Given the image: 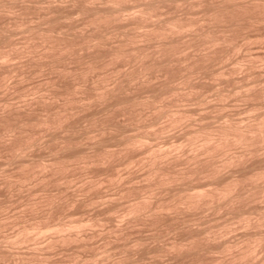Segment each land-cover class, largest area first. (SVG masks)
I'll use <instances>...</instances> for the list:
<instances>
[{
	"label": "bare ground",
	"instance_id": "1",
	"mask_svg": "<svg viewBox=\"0 0 264 264\" xmlns=\"http://www.w3.org/2000/svg\"><path fill=\"white\" fill-rule=\"evenodd\" d=\"M45 1H47V0H45ZM69 1L71 2V5H72V9L69 8V10H67V8H68V6H71V5H67V7H64L63 4H58V5H61L63 7L60 6L61 8H59V6H57L58 8H53L52 7L53 4H51L52 6H50V4L48 3L47 6H46L48 8V10H47L46 7H44L45 6L44 5L43 7H44L45 14L42 12L43 15L41 13L40 14L42 16L39 15V16L42 17L43 23L46 24L45 26H43V23L41 21L42 19H41L40 20V22H41L40 25H42L43 27L40 26V25H36V24H35L36 26L33 25L31 27V26H28L29 25L28 23H26L24 25V23H25L24 21L25 20L23 21V18H25V15H21V14H25V12L27 13L28 11H30V8H28L29 10H27L25 8V10H24L25 12H23V13H20V14H19V12L15 13V16L17 15L16 18L18 16H21V17L23 16V18L20 19V17H18L19 20L17 19V21H15L16 18H13V19H15V20L12 19L13 21L9 20L8 22L11 21L9 26H11V24H13V22H14L15 25H16L15 26L13 24L15 29L16 28H21V26H22L23 29L22 28L21 29L24 30V27H25V31H23V32L25 33L27 31V33L29 34L28 37H27V34H25L26 37L28 38L27 42L24 41V42H26V45H24L26 47L22 46L23 43H24L22 41L23 43H22L21 47H22L23 50L18 45L20 50H18L19 49L18 48L17 52H19V53H20V51L23 52L24 49L27 48V49L30 50V53H32L33 52L32 49L35 48L34 50L36 51V47L40 46L41 48L39 47V49L37 48V50L41 49L42 51H41V53L37 51L40 54H39L38 58L36 57L35 59H37V61H38L39 58H41L42 60L40 59L41 62L40 61H39L40 63L38 62V64H37L39 66V68H38V67H35L37 61L34 59L35 62H36L35 66H34L35 69L38 68V69L42 70L43 68H41V67L48 66L47 68H44V69H48L49 68L48 70H57L60 73V74L58 73L59 76L62 75L64 78L65 77L69 78V80L71 81L72 84L70 83L71 84L70 88L68 86L67 87L69 89L73 90V91H77L78 89L80 90V88H83V87H81L83 85L82 84L83 82L88 81V80L91 81L90 83L92 85L89 84V86L91 87V89H93V94L96 93L94 95H97V97H99L101 102H103V104H105V105H102V106H105V109L107 111H111L113 108H116V107H118V108L121 107L123 109L125 104H126V106H127V104L128 105L130 104L131 105L130 109H133V108H135L134 106H137L140 109H142L141 111H143L144 109H148L149 111L152 112L153 118L150 117V121L151 122H149V118H147L148 119V121H147L148 124L155 123L156 121L161 119V117L162 118L163 117L166 118L165 119V120H167L166 124L163 125L164 127H162V128H157L156 127L158 130H156V129L152 130L153 129L152 128L150 131H148V128L144 124H143V126H141V128H142V130H141L139 125H142V123L141 124H137L139 126V127L138 126L137 127L139 128L140 131H138L137 134L134 133L133 135L132 134L126 135V134H129V133H126L125 126L123 124L121 125L119 123L120 126H122V127L124 126L123 127L124 129L121 128V127L120 128L125 131V134H124V131L122 132L120 130L121 134L118 137L117 135L119 133H117V135L115 137L116 138L115 141L117 140V142L119 144L117 142L116 143L118 145H120V144L123 145V147L122 146H120V147L123 148V149L125 148L124 151H126V149H128L129 147L130 148L131 147L135 148V146L141 145V144L145 143L146 141L148 143L149 140H147V139H149L151 137H156V136L162 134L161 132L163 131V129H165L166 126H170V125L173 126V125L177 124L175 126V128H178L177 127L179 125L178 123H181V122L184 123L185 121L191 122V120L193 119L192 114H194V113H192L193 112L192 108L194 106H196V105H193V106H191L192 108H190L188 106L185 107L184 103L186 101L192 100V101L196 102V104L197 103L200 104V103L205 102L207 99H209V98H207V99L205 98V94H204L205 89L202 88V86H200L199 82H196L198 80L194 79V78H196L195 76L199 75V74H203V75L216 77V78L219 76V79H222L220 76L224 75L223 71H225V70H219V71H215V69L214 70H210L211 69L210 65L212 63L220 62L221 60H225V58L226 59L230 58L229 56H230V54H231L230 52L232 50L233 51L236 50L238 47H240V45H242V42L245 44L244 41H246V43H247V40H249L248 38H249L250 34L248 33L249 36L245 35L246 31L244 29L252 27L253 25L257 26L258 25L257 22H260L259 20H262V18L264 19V0H196V1L194 0V2H193V0L192 1L191 0H135L136 1V5H133V6H131L133 3L131 5L128 4L129 0H99V1L97 0L98 3L95 2L96 0L95 1L94 0H69ZM14 2H15V0H0V11H3V10L10 11V8L12 7V5H14V7H15V5L19 4V3L18 4H14ZM17 2L18 1L16 0V3ZM70 2H67V4L70 3ZM33 4H35V3H33ZM38 4H39V2H38ZM56 4L54 3V7H56L55 6ZM22 5L24 6L25 4L22 3ZM31 5L32 4H30V6ZM64 5L66 6V3ZM18 6H20V4ZM196 6H198L199 8L196 7ZM26 7H28V5H26ZM31 7H33V6H31ZM34 7L36 8V6H34ZM134 7H136V8H134ZM163 7H166L165 9H167V10L171 9V12L174 10V13L172 14L170 12L171 15H169V16L166 15V17L165 16L161 17V8H163ZM195 7L198 8V9H201L199 11L196 9L198 12L201 13V15H199V16L196 15L194 17V15H192V14H194V12H192V9L195 8ZM12 9H13V7L11 8V11H13ZM37 9H38V7H37ZM178 9L179 10L180 9L184 10V14H182L183 12L181 13L182 15L175 13V11L178 10ZM19 10H21V7H20V9H18V11ZM130 10H132V11L129 12ZM75 11H77L79 16L80 15L83 16V18L81 16H80L81 18L80 17L77 18L76 16H78V15L74 16V17H76V19H79V20L82 19L83 20V21H80L82 23L81 26L79 24V21L76 22L74 19H73V21H72V19H70V18H72L71 17L72 13L75 12ZM163 11H165V10H163ZM39 19H40V17H39ZM66 19L70 22V25H68L69 22H67ZM61 20L65 23V25L62 22H60ZM74 21L77 24H79V26L81 28L78 27V25L76 23H74ZM8 22L7 23L5 22V23L8 25ZM71 22H72V24H76V25H72ZM60 23H62V24H60ZM255 23H257V25ZM54 24L55 25H60V26L62 25V27L64 25L63 28H65V29L63 30L62 27L55 26ZM1 26H3V25H0V27ZM254 26L252 28H254ZM6 27H8V26H6ZM141 28H142V31L140 30ZM13 29L11 28L12 31H13ZM138 29L140 31H138ZM254 29H256V28H254ZM20 30H18V31H20ZM6 31H7V29H5V27L4 28L3 27L0 28V39L5 40V41H7L8 39H12L11 36H10L12 32H10V34H8ZM243 32H245V34ZM261 32H262V30L260 31V33ZM257 36H258L257 38H260V40H261L260 36H262V33L257 35ZM115 38L116 39L119 38L118 40H116L117 43L113 41ZM254 38H256V37H254ZM262 38H264V37L262 36ZM23 40H25V39H23ZM111 40L113 41L112 45L110 44ZM240 40H242L241 43H239ZM250 40H249L248 43H250ZM252 40H254V39H252ZM5 41H4V43H6ZM255 41L258 42L257 40H255ZM11 42H12V40H11ZM11 42L7 43V44H9V47L11 49L8 48L7 44H5V45H7L6 49L4 48V47H6L4 45V43H3L4 46L3 45L1 46V44H0V58H1L0 61L2 62V63L0 62L1 63L0 64V68H1V66L3 64H4L3 66L5 67L6 63H4V60H6L5 57H7L10 54L9 52H11V54H13L12 52L14 50H16V49L13 50V48H12V46L15 48V45H12V44H15V43H13V42L11 43ZM254 42H253V45H254ZM250 44H252V43H250ZM263 45L262 46L259 45V46L263 47ZM256 46H258V45H256ZM250 47H251V45H250ZM83 48H84L85 51H87L86 49L90 50V52L87 53V54L85 52L86 55H84V54H82V53H84L82 51V52H80V54H82L84 56H80L79 55V50H81ZM91 49H92V51H91ZM29 50H27V52H29ZM245 50L247 51V49H245ZM14 52H16V51H14ZM247 52H250V51H247ZM247 52H246V54H244V53L242 54L244 56H241L240 61H242V59H244V60H247V62H248L246 64H252L253 56H251V54H253V53L249 54ZM251 52H254V51L252 50ZM259 52H261V51H259ZM19 53H17V55ZM234 53H235V51H234ZM240 53H241V51H240ZM23 54H25V52H23ZM247 54H249V55H247ZM25 55H27V54H25ZM31 55H33V54H31ZM12 56H14V55H12ZM21 56H23V55H21ZM28 57H30V56H28ZM262 57H263V55H262ZM258 58H260V57H258ZM22 59H24V58H22ZM34 60L32 59L31 61H34ZM71 60L73 62L74 61L76 62V63L74 62L76 64V65H74V67L73 66H71V67L68 66V62L71 61ZM116 61L124 62V63H122V65L125 64V63H131L132 64V68H128V70H127V68H125L126 70L123 68V70L120 69L121 71H118V69H117L118 74L121 72L119 74V77L118 78L116 77L117 79H114L115 78L114 77L113 78L114 82H111V83H113L112 86H108V85H110V84H108L109 83L108 80L112 81V78H111L112 75L111 74L116 71V68H114L113 70H111L110 73L107 72L108 66H111V64H113ZM236 61H239V60L237 59ZM249 61L251 63H249ZM244 62L245 61H243L242 63L245 64ZM32 63L31 64L34 65V62H32ZM235 63H237V62H235ZM238 64H239V62H238ZM15 65H17V64H15ZM28 66H30V64ZM240 66H237V67L239 68ZM246 66L247 65H245V67ZM248 66H250V65H248ZM252 66H253V64H252ZM252 66H250V67H252ZM13 67L14 66L12 65L11 68L9 67V69H13ZM242 67H241V69H242ZM173 68H176L175 72H173ZM4 69H6V67ZM9 69L7 67V70H9ZM23 69H25L24 66H23ZM241 69H240V71H241ZM0 70L2 71V68ZM7 70H5V73H4V71H2L3 76L1 77V80L4 77H6V71ZM255 70H257V69H255ZM249 71H250V69H249ZM251 71H252V69H251ZM259 72H260V70H259ZM15 73L16 72H14V74ZM1 74H0V76H1ZM39 74H41V73H39ZM8 75H10V74H8ZM242 75H244V74H242ZM256 75H253V76H256ZM222 77H224V76H222ZM226 77L229 78L227 75L225 76V78ZM233 77H235V76H233ZM244 77H242V78H244ZM250 78H251V76H250ZM250 78H249V80H250ZM153 79L156 80L157 82L155 81V83H154ZM253 79H254V77H253ZM6 80H3V81H6ZM69 80H67V81H69ZM201 81H203V79ZM258 81H260V80H258ZM54 83H57V82L55 81ZM258 83H260V82H258ZM87 84H86V86H87ZM242 84L244 85V83H242ZM251 84L248 85V81H247V84H245V86L243 88L244 90L242 88H240L243 91L241 92V90H240V92L242 94L241 93L238 94L239 95L238 96L239 99H243V100L245 99L246 100V98L247 99L251 98V100H252V98H257L259 100L262 97L264 98V83L262 84L263 86L262 85L261 86H257L256 85L257 83L256 84L251 83ZM241 85H240V87H241ZM52 87L55 88L56 87L55 84L52 85ZM88 88H87V90H88ZM144 88L147 90L146 92H148V95H146V93H143L145 91ZM233 90L234 89L226 90V89H224V87L223 88L221 87L220 89L219 88L218 89L214 88V91H215L214 94L216 96L213 97L212 99L217 98L218 100L215 99L216 101L223 100L224 98H226V96L229 95V93L236 91V90H234V91ZM61 95H62V93H61ZM206 96H207V94H206ZM234 96H235V93H234ZM63 97H65V96H63ZM231 97H233V96L231 95ZM231 97H230V99H232ZM68 98H70V97H68ZM57 100L59 101L58 98H57ZM209 100H211V99H209ZM38 101H40V100H38ZM43 101L45 102V100H43ZM228 101H229V98H228ZM63 103H64V101H63ZM224 103L226 104L228 102H224ZM224 103H222V101L221 102L219 101L218 104H222L223 105ZM258 103L256 105H254L255 108L259 107L260 104H258ZM12 105L10 104L11 108H12ZM64 105L61 108H60L61 105H59V107L57 109H55L56 111L55 110L53 111L52 114L54 115L55 118L52 117L50 113H49L50 115L49 114H42V115L41 114H37V116L35 115L32 118L31 117H26L25 115H27L29 111L28 112L24 111L25 113L22 114L21 112H23V111L21 110L20 113L25 116V117H23L19 112L18 113L16 112L17 109H15V110L13 109L15 112L14 111L10 112V111H8L9 109L5 108V110L7 109L6 111L9 112V113L7 112V114L9 115V116H7V118H11L12 119L11 121H13L12 123H8V125H9L8 128L9 129H17V128L18 129H23L24 125H25V127H27L28 125H26V124L27 123L29 124L31 122V120L35 121V123H38L39 125L44 126L45 127V128L43 127L44 129H47V128H50V127L53 128L54 126L55 127L56 126H58V127L60 126L62 128L64 126L63 124H67L68 123L65 120H67L66 116L69 113L68 112L66 114L67 108H69V107H67V105L65 103H64ZM209 105H211V104H209ZM209 105H207V106H209ZM71 106H73V105H71ZM129 106H127V108ZM89 107H90V105H89ZM222 107H224V106H222ZM199 108H201V107H199ZM205 108H207V107H205ZM194 109H196V108H194ZM227 109L223 110V111H228ZM123 110H125V109H123ZM133 110L135 111L136 109H133ZM253 110H255V109H253ZM243 112H246V111H243ZM46 113H48V112H46ZM132 113H133V111H132ZM140 113L143 114V112H140ZM140 113H138V114H140ZM150 113L147 116H150ZM205 113H207V111ZM220 113H222V112H220ZM240 113H241V111H240ZM7 114H5V116ZM29 114H28V116L31 115V114L30 115ZM202 114H203V112H202ZM2 115L4 116V114H2ZM198 115L196 116V118L198 117ZM50 116L52 118H54V119H51ZM199 116H201L200 119L201 118L203 119V117L205 115L204 116L199 115ZM145 117H142V119H144ZM224 117L225 118H223L224 119L223 122H219L220 124L217 123L218 125H215V123L213 125L212 123L205 122V120L203 119L204 120L203 122H205V123L201 122V123H199V125H196V127L192 126L191 129H190V126H189L188 130H187V127L185 128L186 129L185 138L183 140L184 141L186 140L185 144L187 143V146H190L195 151L192 152L193 153L192 155H190L191 153H189L188 154V155H190L189 157L188 156L187 157L184 156L185 159L183 157L185 166H182V168L179 167V169H175L172 164H169L170 162L168 161V159H169L168 157H170L169 153H170V151H172V149L171 150H166V149H168V148H166L167 146H165V148H164L165 150L163 148H159L158 146H157L158 149H155L157 147H155V148L153 147L154 149L153 148L149 149L151 147L148 148L146 146L147 147L146 150L147 149L150 150V151L148 150L150 154L148 153V156L146 155L147 158L149 157L148 159L146 158L147 159L146 160L147 163L144 160V162L149 165V168L148 167L145 168V169L148 168L147 169L148 171L146 172L147 173L146 174L147 175V179H149V180L146 179L148 181V183H149V185H147V189H148L147 191L148 192L146 191L147 195H144L145 193L144 194L143 193H141V194L138 193V194L135 195V193H134V196L132 198H130V199L128 198V200H130V202L128 201L129 203L127 202L126 203L127 205H125V206L123 205L124 206V209H123L124 215L126 214L130 218L136 219V221H137V219H141V221H142L143 219L147 218V221L150 220V222H152V223L155 222L156 224L162 219L179 220V221H181L183 223V222H187V221L189 222V220H191V219H193L195 217H198L201 211H203V210L205 211V209H208L210 212L212 211V212H216V213H222V215L226 214L227 216L230 215L232 217V219L238 220L242 224L243 223L246 224L247 227L249 225H250L249 227L256 226L255 229H257V226H260V227L264 226V163H263L264 162V160H263L264 158H263V156L261 157L263 159L259 160V162H260L259 166L255 167V165H254V167L252 166V167L246 169V168H244L248 164V163H246V166L243 167L244 168L243 171L241 170L239 172V174H241V176H239V174L238 175H236V174L233 175V174H231V172H229L231 175L229 174V176H228V174H227L226 175L227 177L224 175L226 178L225 177L224 178L222 177L223 179L221 178V176L226 172L224 170L223 174L221 175V170L222 169H224V168H228L229 169L231 167L232 168L233 167H237L238 165L241 167V164H244L246 162L247 158L250 155H252V153H256L258 151V149H261V148L264 149V112H262V111L261 112H257V114L256 115L254 114L253 117H250V119H249V116H248V119L246 118L247 120L245 119L244 121L242 119L243 118L242 115H241V117H242L241 119H239V118L237 119V118L233 117L229 112ZM212 118H214V117H212ZM215 118H217V117H215ZM3 120L6 121L5 119H3ZM206 120L209 121V119H206ZM7 121H10V120L8 119ZM67 121H69V120H67ZM102 121H101V123H102ZM108 121H110V120H108ZM0 122H1V119H0ZM216 122H218V121H216ZM136 123H137V121H136ZM102 124L103 125L102 126L100 125V126L103 128V126H105L106 123L105 124L102 123ZM70 125H71V123H70ZM70 125H69V127H70ZM108 125L110 126V124H108ZM111 125H113V124H111ZM65 126H67V125H65ZM94 126H96V125H94ZM109 126H108V128H109ZM134 126H136V124H134ZM182 126H184V124ZM182 126L180 128H182ZM64 127L62 129L66 128V127L65 128ZM69 127H67V128L71 130V128H69ZM88 127H90V126H88ZM117 127H119V126L117 125ZM8 128L6 126V130H9ZM67 128L65 129V131L67 130ZM106 128H107V125H106ZM3 129H5V128H3ZM104 129H105V127H104ZM101 130H103V129H101ZM60 131H63V130H60ZM60 131H58V132H60ZM168 131H169V129H168ZM70 132L71 131H69V133H68V131H67V133L69 135L64 133V134H66V136H64V135H61V136L60 135H54L55 132H54V134L52 133L53 137H51V138H53V139H51V141H52V144H50L51 150L50 149L49 150L51 152H53L52 154H53L54 157L51 156L53 161L50 158L51 162L50 161L46 162V163H48L46 165L45 161H44V163L42 162L45 159L37 158V159H34V161L32 160L33 162L31 161L32 162L31 164L32 165L35 164L37 168L40 167L41 169L48 166L47 169H49V170L53 168L50 171H53L54 169H55V171H57L56 169H63L64 168V170H65V167H68V165L70 163H73V162L75 163V162H78L80 160H82L84 162H86V161L89 162L88 159H90V158H88V156H90L92 154L87 155V153L82 151L84 148H82V150H81L82 152L78 151V153H77L75 150L79 146L77 145L78 147L76 148L75 147L76 145H75L74 146L75 148H74L73 144H70L71 142L72 143L74 142V140H72L73 136L70 135ZM17 134H18V132H17ZM17 134H16V136H17ZM26 134H27V132H26ZM59 134H61V133H59ZM27 135L29 136V134H27ZM67 135L71 136V137H68ZM177 135L178 134H176L175 136L177 137ZM16 136H15V138H13L14 142L16 141L15 140ZM181 136L182 135H180L178 137H181ZM183 136H184V134H183ZM87 137H89V136H87ZM98 138H100V137H98ZM48 139L50 141V138H48ZM167 139H169V138H167ZM0 140H1V138H0ZM28 140L29 139L27 138V140L25 141L26 143H23V144L20 143V144H16V145L13 146L12 150L14 151L15 155L17 153H21V152L24 153V150L26 148H28L29 146H32L33 144H35L34 140H33V142L32 141H28ZM70 140H71V142H70ZM183 140L182 141L180 140V141L183 142V144H184ZM75 142H76V140H75ZM181 142H180V144L178 142L174 143L173 147L177 143L178 144L174 148L182 146ZM47 143H50V142H47ZM160 143H162V141ZM11 144H13V143L11 142ZM11 144H9V145H11ZM153 144L151 143V146ZM113 145H114V143H113ZM101 146L99 144V146H97V148L98 147L100 148ZM187 146L185 145V147H187ZM232 146L233 147L235 146L233 149H235L236 147L237 148L239 147L240 150H237V151H233V149L230 150ZM71 147H73V149H75L74 150L75 152H73V149ZM120 147H119V150H116V152L117 151L118 152L123 151L122 149L120 150ZM6 148H8V146ZM102 148L103 149L100 148V151L103 150V153H102L103 155L99 151V154H101L102 156L99 155V154H98V156H100V158H96V157H98L97 155L94 156L96 159H98V161L107 159L110 156V154H111V149H108L109 150L108 151V150H106V148L104 146H102ZM141 148L143 149V146ZM170 148L171 147L169 146V149ZM69 150H71V152H68ZM27 151H25V153H27ZM86 152H89V151H86ZM129 152H130V150H129ZM176 152H179V151H176ZM83 153H84V155H82ZM112 153L114 154V152H112ZM1 154H3V153H1ZM119 154H121V153H119ZM133 154H136V153H133ZM133 154H132V156H133ZM123 155H125V154H123ZM12 156H14V154ZM141 156H140V158H141ZM253 156H256V155H253ZM253 156H251V157H253ZM120 157H122V156H120ZM93 158L90 161L95 160ZM38 159H40L41 161L39 160L40 162L39 161L35 162ZM126 160H127V157H126ZM104 161H106V160H104ZM167 161L169 162L168 166H167ZM171 161H172V159H171ZM26 162L30 163L29 161H26ZM26 162L22 161L19 164V166L23 164L20 168H22L23 166L25 168V164H27ZM84 162H83L82 165L83 166L87 165V164H84ZM109 162H110V159H109ZM36 163L39 165V167L37 166ZM50 163H53L52 168L50 167L51 166ZM54 163H55V165H54ZM91 163L93 164L94 162H91ZM98 163H101V162H98ZM142 164H140V165H142ZM176 164H177V162H176ZM32 165H31L30 168L33 170V167H35V165H33V166ZM256 165H258V164H256ZM27 167H28V165H27ZM90 167H92V166H90ZM228 169H227V171H228ZM234 169H236V168H234ZM246 170H248V171H246ZM29 171H30V169H29ZM31 171H30V173H31ZM45 171H46V168H45ZM128 172H131V171H128ZM47 173H49V172H47ZM28 174H29V172H28ZM58 174H60V173H58ZM23 175H25V174H23ZM62 175L63 174H61V176ZM128 175H130V174H128ZM0 176H2V175H0ZM55 176L57 177V175H55ZM118 176H120V175L118 174ZM198 176H201V177L208 176V177H211V179L214 177V178H216V180H214V178H213L212 182H214V181L215 182L213 183V185L211 183H209V184L212 185V186H209V188L206 187V188H199V189L197 188L196 190L195 189L191 190L192 187H190V185H188V181L190 182L191 179H193L194 177L196 178ZM125 177H122V178L124 179ZM19 179L20 178L18 177L17 180H19ZM50 179H52V177L49 178V180ZM90 180L88 182L89 185L86 187V188H88V190L96 185V180L92 179L91 180L92 184L90 183ZM19 181H21V180H19ZM86 181H88V180H86ZM94 181H95V183H93ZM47 182H49V181H47ZM62 182H64V181H62ZM71 182H73V181H71ZM71 182H70V184L73 185L74 182H73V184ZM201 182H203V181H201ZM171 183H176V184L180 183V184H179V187L178 186H176L175 188L171 187L170 191H167V192H169V193H167L169 195H166V193H165V195L167 197H165V195L163 194L164 196L162 198L161 197L159 198L158 197L159 195L157 196L156 199L153 198V196L151 194L155 193V191H156L155 188L156 187L157 188L158 187L159 188L160 187L164 188L165 186H169L168 187V189H169L170 186H172ZM131 184H128V185H131ZM142 184H143V182H142ZM144 184H145V182H144ZM9 185H12V184H9ZM71 185L69 187H71ZM81 185L82 184H80V186ZM128 185L126 187H128ZM65 186H67V185H65ZM85 186H86V183H85ZM85 186L83 185V189L85 188ZM96 187H99V186H96ZM76 188H78V187H76ZM162 188L160 190H162ZM123 189H125V188H123ZM133 189H136V187L133 188ZM166 189H167V187H166ZM78 190H80V189H78ZM78 190H76V191H78ZM81 190H82V187H81ZM98 190H99V188L97 189V191ZM120 190H122V189H120ZM90 191L93 193V190H89V191H85V192H90ZM124 192L122 194L123 195L124 194L127 195V193L130 194L131 191L130 192L128 191V192H125V193ZM65 194H66V192H65ZM96 194H98V193H96ZM159 194H160V192H159ZM84 195L88 196V194H84ZM123 195H121V197ZM46 196H48V195H45V197ZM94 196H95V194L93 195V197ZM100 196L101 195H99V197ZM42 197H44V196H42ZM93 197H92V199H91V197H89L90 198L89 200L85 199V201L87 200L86 203H91V206H92V203L96 202L95 198H93ZM124 197H126V196H124ZM127 197H130V196H127ZM154 197H156V196H154ZM107 198H108V196H107ZM114 198H112V200ZM34 199H36V197ZM60 199H61V196H58V195L49 196L48 198L45 199L46 200L45 204H48L47 207L51 211V213L49 212L50 213L49 215H51L50 217H52V212H53L52 208H53V206H55L56 204L57 205L58 204H63L62 205V208H63L65 203L68 204L69 202L73 201V199H70L71 200L70 201L68 198L67 199L69 201H65L66 198H65V200L63 198L62 200L65 201V202H63ZM59 200H60V202L62 201L63 203L62 202L61 203L58 202ZM98 200H100V199H98ZM101 200H103V199H101ZM85 201H84V204H86ZM32 202L30 203L31 205L29 203H28V205H30V206L34 205V207H35V205L37 206V204H35V203L32 204ZM37 202L39 203V201H37ZM112 202H115V201H112ZM121 202H122V200H121ZM103 203H105V202H103ZM75 204H78V203L75 202ZM105 204H107V202ZM72 205H73V203H72ZM96 205L97 206H95V207H98L99 204H96ZM109 205H111V207ZM116 205H117V202H116V204H113V205H112V203L111 204L109 203L106 207L109 206L110 208L108 207V209H106V210L104 209V210L105 211L114 210L116 207H118ZM0 206H2V205H0ZM103 206H104V204H103ZM101 207H98V208H100V210H101L102 209ZM119 207H121V206H119ZM29 208H32V207H29ZM56 208H58V207H56ZM83 210H84V208H83ZM115 210H117V209H115ZM0 211H3V210H0ZM17 211H19V210H17ZM92 213H95V212L93 211ZM112 214L113 213H111L110 215H112ZM115 214H118V213H115ZM164 215H166L165 218H162V216H164ZM48 216H47V218H48ZM167 216H169V218ZM179 216L182 217V218H178ZM201 216H199V217H201ZM96 217L97 216H94L93 219H91V218L88 219V223L90 224V222H91L92 224H94L95 222H98L99 218L98 217L96 218ZM109 217L113 218V216H109ZM129 217H126V218L130 219ZM211 217H213V216H211ZM44 218H45V216H44ZM76 218H78V217H76ZM42 219H43V217H42ZM79 219H75V220L71 219L70 221H63V219H62L60 221L58 220V222H56V223L55 222L51 223L50 221H52V220L47 221V219L45 218V220H42V221H40L41 220L40 219L39 221H37V220L31 221V223H26V224L25 223L24 224L20 223V224H18L20 227H19V229L17 231L18 233L16 235L13 234L12 235L13 237H10V236L9 237H5L7 235H4L5 234L4 233L3 234L4 236L3 235L2 236H3L4 240H5V242L7 241L6 242L7 244H9L10 246L11 245L14 246L15 244L18 245L19 243L21 244L23 242L29 241L30 238L33 237V235H31L32 234L31 232H33V231H34V234H36V235H39V234H42V235L43 234H47V235H49L48 231H50V233H52V234L49 235L50 237L48 236V238H50V239H49L48 242L44 243L45 245L48 243L46 246L44 245L45 247H47L46 249H48V251L50 250V248L52 250V248H54L57 244H60V243L64 244V243H67V242H70V241L71 242L72 241L77 242V244H78V242H82V243H79V244H81L79 246H86L85 244H87V243L84 242L83 240H85V241H87V240L85 238H82L83 237L82 235L85 234V236H86L87 233L81 234L79 231L82 230V232H84L83 228L81 226H83V223H85L87 221L83 222L85 218L83 219V221L81 220L82 218H79ZM127 221H129V220H127ZM223 221H226V220H223ZM2 222L5 223L4 221H2ZM14 222H16V221H14ZM106 222H107V220H106ZM88 223H87V226H88ZM176 223H178V222H176ZM191 223L192 222H190L189 224H191ZM194 223H195V221H194ZM225 223H227V221ZM0 224H2V223H0ZM92 224H91V226H92ZM183 226H188V225H183ZM80 227H81V229H80ZM83 227L87 228L85 226H83ZM156 227H158V226H156ZM225 227H226V225L224 226V228ZM209 228H208V230H209ZM111 229H113V228L111 227L110 230ZM201 229H203V228H201ZM206 229L207 228H204V231ZM116 230L119 231V229H117V227H116L115 231L113 229V233L116 232ZM211 230H213V229H210V231H209L210 233L207 231L209 234L207 232H204V234L206 233V238H211ZM214 230H216V229H214ZM128 231H130V230L128 229ZM196 231L194 230L193 233L196 232ZM174 232H175V230H174ZM89 233H90V231H89ZM117 233H120V231L117 232ZM117 233H116V236H117ZM200 233H201V231H200ZM212 234H214V232ZM30 235H31V237H30ZM189 235H187V237ZM195 235H196V233H195ZM193 236L194 235L192 234L191 238H194ZM197 236H199V234H197ZM197 236L195 238H197ZM89 237H90V235H89ZM212 237H213V235H212ZM34 238H35V236H34ZM46 238L47 237H45V239ZM245 238L246 239H243V241H245V243H244L245 247L243 245V247L240 248V251H238L233 256V257L236 258V259L234 258L235 262L233 264H242L243 262L245 263V259L246 260L248 259V258H246V254L249 255L248 251H252L250 253V254H252L253 250L257 246L258 247L260 246V247L264 248V230L263 229H261L259 231H256V232L247 233ZM4 240H1V242H3ZM189 240H190V238H189ZM191 240H193V239H191ZM195 241L196 240H194V242L193 241H188L190 243H184V242L182 243L180 241L179 242L178 241L171 242V244L168 247H169V249H172V250H175V251L181 253V251H183V250L188 251L191 247L193 248V246H194L193 249H195V247H196ZM74 242H73V244H74ZM192 242L195 245H192ZM226 242H228V241H226ZM196 243H197V247L196 248H197V251H198V249H200V248L198 246V242L197 241H196ZM221 243H223V242H221ZM235 243H233V244H235ZM64 245H66V244H64ZM230 245L231 244H229V243L225 244V242H224L223 244L219 245L218 249L221 247V250H223V249L225 250V249H228L230 247ZM2 246H4V245H2ZM13 246H11V247L15 248V246L14 247ZM35 247L33 246V248H35ZM38 247L39 246L37 245V248ZM214 247H212V248H214ZM37 248H36V250H38ZM42 248H44V247H42ZM56 248H57V246H56ZM141 248H143V247H141ZM202 248H204V245L202 246ZM209 248L210 247H208L207 250ZM0 249H1V247H0ZM4 249L6 250V248H3L1 250L3 251ZM8 249L10 251L9 247H8ZM32 249H31L32 252L30 251L31 254L28 256V258L29 257H31V258L35 257L36 259L38 258L39 261H40L39 263H42V264H62V262L58 263L59 261L57 263L54 262V261L52 262L53 259H49L48 258L49 254L47 255L48 257L46 255L45 256H40L42 254L39 255V252L36 253V250L34 249L35 251H33ZM46 249H45V251H46ZM83 249H84V247H83ZM7 250H6V252H8ZM167 250H168V248H167ZM191 250L192 249H190V251ZM15 251H17V250L15 249ZM48 251H47V253H48ZM186 251H185V253H186ZM3 252H2V254H3ZM17 252L13 253V251H11V252H8V254H10V255L13 254L14 255ZM30 252H28V253H30ZM111 252H112V250H111ZM189 252H187V253H189ZM202 252H204V251H202ZM42 253L46 254L45 252H42ZM190 253H193V251H191ZM105 254H107V253H105ZM5 255H6V253H5ZM18 255H21L20 259L23 261V263H25V261L28 259L27 256H25V254H18ZM133 261H135V260H133ZM261 261H262V264H263L264 263V255H263V257H261ZM145 262H146V260H145ZM113 263H114V261H113ZM192 264H195V263H192ZM214 264H216V262H214ZM217 264H218V262H217Z\"/></svg>",
	"mask_w": 264,
	"mask_h": 264
},
{
	"label": "rangeland",
	"instance_id": "2",
	"mask_svg": "<svg viewBox=\"0 0 264 264\" xmlns=\"http://www.w3.org/2000/svg\"><path fill=\"white\" fill-rule=\"evenodd\" d=\"M18 2L16 3V0L14 2V4H20V6L18 5H12L13 7V11H11V8H10V11L8 10H3V11H0V25H3L1 27H5V29H7V33L10 34L11 33V38L12 39H8L7 41L5 40H2L0 39V44L1 46L3 45L4 41L7 44L9 42H12L15 43V44H12V45H15V48L12 46L13 50L16 51V52H12L13 54H11V52H9L10 54L5 57L6 60H4V63L5 64V67L6 69H4L5 67L2 65L1 68H2V71H4L5 73V70H7V67L9 69V67L11 68V66L13 65V69H9L6 71V77H4L2 80H1V77L3 76V73L2 71L0 72L1 76H0V119H1V124H0V210H3V211H0V247L1 249L3 248H6V250L8 249V247L10 248V251L9 249L7 250L8 252H11L13 251V253L17 252L16 254H8V252H6V250L3 252L1 249L0 251V264H42V263H39V259L37 258H31L28 256L31 254V249L33 248V246L35 248H33L32 250L35 251L36 248H37V245L39 246L36 250V253L39 252V255L40 256H47L48 254V258L49 259H53L52 262H62V264H192V263H195V264H214V262H218V264H233L235 262L234 258L233 257L238 251H240V248L245 247V241H243V239H246V234L247 233H250V232H256V231H259L261 229L264 230V226H257V229L256 226H252V227H247L246 224H242L240 223L238 220H234L232 219V217L230 215H226V214H223L222 213H216V212H210L208 209H205V211H201L199 216L201 217H195L191 220H189V222H181L179 220H170V219H162L160 220L157 224L155 222H150V220L147 221V218L143 219L141 221V219H133V218H130L129 216H127L126 214L124 215L123 213V209H124V206L127 205L126 203L130 200H128V198H132L134 196V193L135 195L138 194V193H145L144 195H147L146 191L148 190L147 189V185H149L148 181L149 179H147V169L149 168V165L146 164L147 163V156H148V153H149V149H152L153 147H159V148H165V146H167L166 150H171L170 153H169V156L168 157V162L167 161V166H168V163L169 164H172L173 167L175 169H179V167L182 168V166H185V163H184V159L185 157H189L190 155H192L193 151H195L194 149H192L190 146H187V143L185 144L186 140L184 141L183 139L185 138V131H186V127H187V130L189 129V126H190V129L192 128V126H195L196 125H199V123L203 122L205 120V122H209V123H212L214 125H218L217 123L219 122H223V118H225L224 116L226 114H228V112L235 118H239L243 119V121L247 118L248 119V116H249V119L250 117H253V115L257 114V112H264V98H260L259 100L257 98H249L246 100L244 99H239L238 98V94H240L244 89V86L245 84H247V81H248V85H250L251 83L253 84H256L257 86H261L263 83H264V38H262V36L264 37V19L262 18V20H259L260 22H257L255 23L257 26H254V28L252 27H249V28H245L244 30L246 31V34L245 32H243L245 35L249 36V40H250V43L249 40H247V43L246 41L245 44L242 42V45H240V47H238L234 53V51L232 50L230 53V58H225V60H221L220 62H215V63H212L210 65V70H214L215 71H219V70H225L223 71L224 75H221L220 77L222 79H219V76L216 78V77H211V76H207V75H203V74H199V75H196L194 78L195 80H198L196 82H199L200 86H202V88L205 89V98H209L207 99L205 102L203 103H200V104H196V102L190 100V101H186L184 103L185 107H190L192 108L191 106L193 105H196L194 106L192 109H193V112L194 114H192L193 116V119L191 120V122H187L185 121L184 123H178L179 125L177 126L178 128H175V125H170V126H166L165 129H163V131L161 132L162 134L156 136V137H151L147 140H149V142L147 143V141L141 145H138V146H135V148L133 147H129L128 149L125 150V148H121L120 146L123 147V145H118L119 143L117 142V140L115 141V137L117 135V133H119L117 136L119 137V135L121 134L120 130L123 132L124 130V126H125V131L126 133H129V134H126V135H130V134H134V133H138L139 130V126L141 128V126L146 125V127L148 128V131H150L152 128V130H158L157 128H162L164 127L163 125L166 124L167 120H165L166 118H162L159 119L158 121H156L155 123H151V124H148L147 121L149 118V122L150 121V117L153 118V114L151 111H149L148 109H144L143 111H141L142 109H140L139 107L137 106H134L135 108L133 109H136L135 111L133 109H130L131 108V105L129 106L127 104V106H129L127 108L126 104L124 106L123 110L121 107H116V108H113L111 111H107L105 109V106H102V105H105L103 104V102H101V100L99 99V97H97V95H94L96 93L93 94V89H91V87L89 86L92 85L90 82L91 81H85L83 82L82 86L81 87H85L86 84L87 86L83 89V88H80V90L78 89L77 91H73L70 88L71 86V81L69 80V78H64L62 75L59 76V72L57 70H48V69H44V68H47L48 66H43L41 68H43L42 70L41 69H38L39 66L37 65L38 62L40 61L41 58H39V60L37 61V59H35L36 57L38 58L39 54L41 53V49L40 50H37V48L39 49V47H36V51L34 49L32 53H30V50L25 48L23 52H25V54H23L22 51L17 52L18 50H20L19 46L21 47L22 43L24 41H28L27 37H28V33L27 31L24 33L23 31H25V27H24V30L23 27L21 26V28H16L14 27L15 23L13 22V24L10 25L11 21L15 20L13 18H16L15 16V13H23L25 12V8L27 10H29L28 8H30V11H28L27 13L25 12V14H21V15H25V18H23V16H18L20 17V19L23 18V21L25 22L24 25L26 23H28L29 25L28 26H36V25H40L41 22L40 20L42 19V12L45 14L44 12V7L47 6V4L49 3L50 6H52L51 4H53V8H58L57 6H59V8L61 7H67V5H71V2L68 0H17ZM26 1V2H25ZM95 1V0H94ZM99 1V0H98ZM192 1V0H191ZM196 1V0H195ZM39 2V4H38ZM67 2H70L67 4ZM97 2V0L95 1ZM194 2V0H193ZM22 3H24L25 5L23 6ZM32 4L31 7L30 4ZM35 3V4H33ZM54 3L56 4L54 7ZM66 3V6L64 5ZM98 3V2H97ZM133 3V4H132ZM41 4V5H40ZM58 4H63V6L61 5H58ZM129 5L133 6V5H136V1L135 0H129L128 2ZM22 5V6H21ZM26 5H28V7H26ZM45 5V6H44ZM36 6V8L34 7ZM42 6V7H41ZM44 6V7H43ZM61 6V7H60ZM19 7V8H18ZM21 7V10L18 11V9H20ZM24 7V8H23ZM38 7V9H37ZM168 7V6H167ZM170 7V6H169ZM198 7V6H196ZM193 8L192 9V12H194V17L196 15H201L200 12H198L199 10L201 9H198V8ZM18 8V9H17ZM23 8V9H22ZM33 8V9H32ZM47 8V7H46ZM69 8L72 9V5L71 6H68L67 10H69ZM136 8V7H134ZM133 8V9H134ZM166 7H163L161 8V17L165 16L166 15H171V13L173 14L174 13V10L171 12V9H165ZM16 11H15V10ZM32 9V10H31ZM35 9V10H34ZM37 9V10H36ZM132 9V10H133ZM183 9V8H182ZM182 9H178L175 11V13L177 14H184V10ZM198 11H197V10ZM26 10V11H27ZM40 10V11H39ZM43 10V11H42ZM48 10V8H47ZM46 10V11H47ZM66 10V9H65ZM132 10H130L129 12H131ZM165 10V11H163ZM182 10V11H181ZM21 11V12H20ZM74 11V10H73ZM134 11V10H133ZM198 13H197V12ZM3 12V13H2ZM14 12V13H13ZM171 12V13H170ZM180 12V13H179ZM10 13V14H9ZM13 13V14H12ZM37 13V14H36ZM42 15H41V14ZM200 13V14H199ZM27 14V15H26ZM181 14V15H182ZM2 15V16H1ZM14 15V16H13ZM41 15V16H39ZM75 15H78L76 16L77 18L80 17L79 14L77 13V11L73 12L72 13V21L73 19L78 22L79 21V24L80 26L82 25V23L80 21H83L82 19H76V17H74ZM5 16V17H4ZM197 16V17H198ZM18 17L16 18L15 21H17ZM40 17V19H39ZM83 18V16H81ZM80 17V18H81ZM202 17V16H201ZM13 19V20H12ZM69 19V20H70ZM3 20V21H2ZM9 20H11L10 22H8ZM19 20V19H18ZM35 21V22H34ZM42 23H43V19L41 20ZM67 22H69L67 19H66ZM71 21V20H70ZM74 21V23H76ZM8 22V25L6 23ZM59 22V21H58ZM60 22H62L64 25L65 23L61 20ZM66 22V23H67ZM4 23V24H3ZM56 23V22H55ZM60 23V24H62ZM31 24V25H30ZM36 24V25H35ZM57 24V23H56ZM72 24V22H71ZM77 24V23H76ZM76 24H72V25H76ZM78 25V27H80ZM8 27H6V26ZM46 24L43 23V26H45ZM55 25V24H54ZM63 25V27H64ZM68 25H70V22L68 23ZM13 26V27H12ZM16 26V25H15ZM42 26V25H40ZM42 26V27H43ZM55 26H60V25H55ZM0 27V28H1ZM13 29V31L11 30V28ZM62 27V25L60 26ZM62 29L64 30L65 28ZM66 27V26H65ZM69 27V26H68ZM67 28V27H66ZM81 28V27H80ZM22 31H21V30ZM254 29V30H253ZM20 30V31H18ZM142 31V28L140 29ZM138 29V31H140ZM248 30V31H247ZM262 30V36L261 37V40L260 38H257L260 33V31ZM256 31V32H255ZM23 32V33H22ZM249 33V34H248ZM21 34V35H20ZM27 34V37L26 35ZM252 34V35H251ZM14 35V36H13ZM24 35V36H23ZM25 37V38H24ZM256 37V38H254ZM14 38V39H13ZM20 39V40H19ZM25 39V40H23ZM113 39V38H112ZM119 39V38H118ZM118 39H114L113 41L117 43L116 40ZM254 39V40H252ZM10 40V41H9ZM255 40H257L258 42H256ZM23 41V42H22ZM113 41L111 40L110 44L112 45ZM242 40L239 41V43H241ZM255 41V42H254ZM11 42V43H12ZM26 42L23 43L22 46L26 45ZM253 42H254V45H253ZM247 44V45H246ZM251 47H250V45ZM3 45V46H4ZM8 45V48L11 49L9 47V44ZM7 45H5L6 47H4L5 49L7 48ZM19 45V46H18ZM114 45V44H113ZM246 45V46H245ZM258 45V46H256ZM263 45V47H260V46ZM17 47V48H16ZM26 47V46H24ZM19 48V49H18ZM41 48V47H40ZM18 49V50H17ZM22 49V47H21ZM245 49H247V51H250V52H247ZM250 49V50H249ZM23 50V49H22ZM26 50V51H25ZM27 50H29V52H27ZM87 51L83 49L79 50V55L80 56H84L86 55L87 53L90 52V50L86 49ZM104 50V49H103ZM254 51V52H251V51ZM40 53H38V52ZM84 52L82 54H80V52ZM92 51V49H91ZM241 51V53H240ZM247 53H253L251 54V56H253L252 58V64H246L248 63L247 60H244L242 59V61H240L241 59V56H244L242 55L243 53L246 54ZM261 51V52H259ZM86 52V54H85ZM239 52V53H238ZM258 52V53H257ZM17 53H19L17 55ZM29 54V55H28ZM33 54V55H31ZM247 54V55H249ZM14 55V56H12ZM16 55V56H15ZM23 55V56H21ZM263 55V57H262ZM11 56V57H10ZM30 56V57H28ZM19 57V58H18ZM235 57V58H234ZM260 57V58H258ZM4 58V57H3ZM24 58V59H22ZM257 58V59H256ZM36 60L37 63L34 61H31V60ZM239 60V61H236V60ZM254 59V60H253ZM260 59V60H259ZM1 60V58H0ZM42 60V59H41ZM18 61V62H17ZM31 61V62H30ZM245 61L243 64L242 62ZM256 61V62H255ZM1 62V61H0ZM9 62V63H8ZM30 62V63H29ZM34 62V65H32ZM41 62V61H40ZM39 62V63H40ZM75 62V61H74ZM72 60L68 62V66H73L76 65ZM121 62V63H120ZM116 61L114 62L113 64H111V66H108V70L107 72H111V70H113L114 68H116V71L113 72L110 76L112 78V81L108 80V86H112L113 83L111 82H114L113 78L114 79H117L119 77V73L118 74V71H121L120 69L123 70V68H132V64L131 63H125L122 65V61ZM237 62V63H235ZM239 62V64H238ZM2 63V62H1ZM0 63V64H1ZM27 63V64H26ZM32 63V64H31ZM35 63H36V66H35ZM249 63H251L249 61ZM255 63V64H254ZM259 63V64H258ZM17 64V65H15ZM30 64V66H28ZM131 64V65H130ZM19 65V66H18ZM22 65V66H21ZM40 65V64H39ZM240 66L239 68L237 66ZM245 65H247L245 67ZM252 67H250V66ZM23 66L25 69H23ZM38 67L37 69H35V67ZM131 66V67H130ZM243 66V67H242ZM218 67V68H217ZM234 67V68H233ZM242 67V69H241ZM258 67V68H257ZM0 68V69H1ZM32 68V69H31ZM34 68V69H33ZM254 68V69H253ZM4 69V70H3ZM21 69V70H20ZM30 69V70H29ZM118 69V71H117ZM241 69V71H240ZM250 69V71H249ZM252 69V71H251ZM257 69V70H255ZM126 70V69H125ZM228 70V71H227ZM260 70V72H259ZM24 71V72H23ZM27 71V72H26ZM50 71V72H49ZM176 71V68H173V72ZM235 71V72H234ZM249 71V72H248ZM9 72V73H8ZM14 72H16L14 74ZM228 72V73H227ZM245 72V73H244ZM256 72V73H255ZM13 73V74H12ZM23 73V74H22ZM41 73V74H39ZM59 73V74H58ZM116 73V74H115ZM227 73V74H226ZM10 74V75H8ZM118 74V75H117ZM232 74V75H231ZM244 74V75H242ZM257 74V75H256ZM53 75V76H52ZM117 75V76H116ZM228 76L229 78H225V76ZM253 75H256V76H253ZM5 76V75H4ZM23 76V77H22ZM224 76V77H222ZM231 76V77H230ZM235 76V77H233ZM245 76V77H244ZM251 76V78H250ZM254 79H253V77ZM58 77V78H57ZM117 77V78H116ZM244 77V78H242ZM203 81H201L202 79ZM250 78V80H249ZM7 79V80H6ZM200 79V80H199ZM228 79V80H227ZM232 79V80H231ZM3 80H6V81H3ZM50 80V81H49ZM69 80V81H67ZM154 80V79H153ZM152 80V81H153ZM158 80V79H157ZM212 80V81H211ZM225 80V81H224ZM230 80V81H229ZM238 80V81H237ZM240 80V81H239ZM257 80V81H256ZM260 80V81H258ZM18 81V82H17ZM57 82V83H54V82ZM156 80H154V83H155ZM223 81V82H222ZM244 81V82H243ZM250 81V82H249ZM4 82V83H3ZM157 82V81H156ZM241 82V83H240ZM255 82V83H254ZM260 82V83H258ZM2 83V84H1ZM6 83V84H5ZM68 83V84H67ZM71 83V84H70ZM153 83V82H152ZM153 83V84H154ZM244 83V85L242 84ZM5 84V85H4ZM55 84V88L52 87V85ZM58 84V85H57ZM151 84V83H150ZM233 84V85H232ZM243 86H242V85ZM17 85V86H16ZM85 85V86H84ZM241 85V87H240ZM252 85V84H251ZM4 86V87H3ZM69 88H68V87ZM218 86V87H217ZM263 86V85H262ZM67 87V88H66ZM90 89H89V88ZM223 88L226 89V90H231V89H234L236 91L234 92H231L229 93L228 96H226V98H224L223 100H219L220 102L222 101V103L224 102H228V103H224L223 105L222 104H218L219 101H216L218 100L217 98H214L212 99L213 97H215L216 95L214 94L215 91H214V88L216 89H220V88ZM234 87V88H233ZM237 87V88H236ZM54 88V89H53ZM88 88V90H87ZM146 88V87H145ZM144 88V89H145ZM229 88V89H228ZM240 88H242L243 90H241ZM65 89V90H64ZM143 89V90H144ZM238 89V90H237ZM59 90V91H58ZM92 90V91H91ZM213 90V91H212ZM241 90V92H240ZM54 91V92H53ZM90 91V92H89ZM147 90L145 89V91L143 93H146V95H148V92H146ZM64 92V93H63ZM77 92V93H76ZM237 92V93H236ZM62 93V95H61ZM76 93V94H75ZM234 93H235V96H234ZM90 94V95H89ZM207 94V96H206ZM237 94V95H236ZM242 94V93H241ZM37 95V96H36ZM144 95V94H143ZM231 95L233 97H231ZM58 96V97H57ZM65 96V97H63ZM25 97V98H24ZM27 97V98H26ZM32 97V98H31ZM63 99H62V98ZM70 97V98H68ZM229 98V101H228V98ZM230 97L232 99H230ZM237 97V98H236ZM57 98L59 99V101L57 100ZM234 98V99H233ZM25 99V100H24ZM34 99V100H33ZM54 99V100H53ZM216 99V100H215ZM6 100V101H5ZM33 100V101H32ZM40 100V101H38ZM45 100V102L43 101ZM94 100V101H93ZM226 100V101H225ZM4 101V102H3ZM14 101V102H13ZM28 101V102H27ZM53 101V102H52ZM67 105V111H66V119L69 120H65L66 122H68L67 124H63L66 128L69 127L70 123V129L67 128V130L65 131V129H62L60 126H54L53 128L50 127V128H47V129H44L45 127L42 126V125H39L38 123H35V121H32L26 125H28L27 127H23V129H9L8 128V123H12L13 121H11L12 119L11 118H7V116H9L7 114L8 111H14L15 109H17V113L22 110L23 112H21L22 114L25 113L24 111L28 112V114L30 116L25 115L26 117H34L35 115L37 116V114H51L52 117H54V115L52 114L53 111L55 109H57L60 106L63 107L64 103ZM66 101V102H65ZM215 101V102H214ZM96 102V103H95ZM191 102V103H190ZM208 102V103H207ZM217 102V103H216ZM259 102V103H258ZM262 102V103H261ZM2 103V104H1ZM9 103V104H8ZM38 103V104H37ZM45 103V104H44ZM213 103V104H212ZM240 103V104H239ZM260 104L259 107H254V105L256 104ZM7 104V105H6ZM10 104L12 105V108L10 107ZM24 104V105H23ZM55 104V105H54ZM211 104V105H209ZM216 106H215V105ZM229 104V105H228ZM252 104V105H251ZM262 104V105H261ZM6 105V106H5ZM19 105V106H18ZM43 105V106H42ZM73 105V106H71ZM90 105V107H89ZM209 105V106H207ZM224 107H222V106ZM249 105V106H248ZM16 106V107H15ZM65 106V105H64ZM204 106V107H203ZM240 106V107H239ZM253 106V107H252ZM66 107V106H65ZM72 107V108H71ZM83 107V108H82ZM133 107V106H132ZM198 107V108H197ZM201 107V108H199ZM207 107V108H205ZM221 107V108H220ZM228 109H227V108ZM244 107V108H243ZM248 107V108H247ZM251 107V108H250ZM5 108L9 109L8 111L5 110ZM31 108V109H30ZM78 108V109H77ZM139 110H138V109ZM189 108V109H190ZM196 108V109H194ZM204 108V109H203ZM211 108V109H210ZM231 108V109H230ZM239 108V109H238ZM258 108V109H257ZM11 109V110H10ZM14 109V110H13ZM24 109V110H23ZM106 111H105V110ZM119 109V110H118ZM121 109V110H120ZM127 109V110H126ZM191 109V110H192ZM206 109V110H205ZM210 109V110H209ZM216 109V110H215ZM218 109V110H217ZM228 110V111H223V110ZM238 109V110H237ZM255 109V110H253ZM263 109V110H262ZM4 110V111H3ZM19 110V111H18ZM230 110V111H229ZM56 111V110H55ZM120 111V112H119ZM125 111V112H124ZM133 111V113H132ZM145 111V112H144ZM207 111V113L205 112ZM212 111V112H211ZM241 111V113H240ZM243 111H246V112H243ZM254 111V112H253ZM2 112V113H1ZM15 112V111H14ZM48 112V113H46ZM71 112V113H70ZM105 112V113H104ZM110 112V113H109ZM140 112H143L140 113ZM151 112V113H150ZM203 112V114H202ZM218 112V113H217ZM222 112V113H220ZM224 112V113H223ZM235 112V113H234ZM256 112V113H255ZM9 113V112H8ZM20 113V114H21ZM101 113V114H100ZM109 113V114H108ZM140 113V114H138ZM150 113V116H147L148 114ZM201 113V114H200ZM205 113V114H204ZM217 113V114H216ZM243 113V114H242ZM4 114V116L2 115ZM5 114H7L5 116ZM11 114V113H10ZM21 114V115H22ZM49 114V115H50ZM202 115L204 116L203 119L199 116V115ZM239 114V115H238ZM251 114V115H250ZM2 115V116H1ZM108 115V116H107ZM134 115V116H133ZM137 115V116H136ZM152 115V116H151ZM198 115V117L196 118V116ZM242 115V117H241ZM244 115V116H243ZM23 117H25L24 115H22ZM50 116L51 119H54ZM141 116V117H140ZM146 116V117H145ZM246 116V117H245ZM3 117V118H2ZM5 117V118H4ZM22 117V118H23ZM69 117V118H68ZM80 117V118H79ZM107 117V118H106ZM139 117V118H138ZM142 117H145L144 119H142ZM195 117V118H194ZM214 117V118H212ZM217 117V118H215ZM98 118V119H97ZM138 118V119H137ZM151 118V119H152ZM3 119H5L6 121L9 119L10 121H4ZM77 119V120H76ZM87 119V120H86ZM90 121H89V120ZM134 119V120H133ZM140 119V120H139ZM142 119V120H141ZM200 119V120H199ZM206 119H209V121H207ZM246 119V120H247ZM103 120V121H102ZM110 120V121H108ZM195 120V121H194ZM197 120V121H196ZM211 120V121H210ZM222 120V121H221ZM4 121V122H3ZM64 121V122H65ZM74 121V122H73ZM99 121V122H98ZM106 123L105 126H103V128L101 127L103 124L101 123ZM132 123H131V122ZM137 121V123H136ZM140 121V122H139ZM199 121V122H198ZM218 121V122H216ZM34 122V123H33ZM65 122V123H66ZM87 122V123H86ZM145 122V123H144ZM158 122V123H157ZM187 122V123H186ZM194 122V123H193ZM203 122V123H205ZM110 124V126L108 124ZM118 123V124H117ZM124 125L123 127L120 126V124ZM142 125H137V124H141ZM192 123V124H191ZM198 123V124H197ZM91 124V125H90ZM113 124V125H111ZM126 124V125H125ZM134 124H136V126H134ZM184 124V126H182ZM190 124V125H189ZM220 124V123H219ZM96 125V126H94ZM101 125V126H100ZM106 125H107V128H106ZM117 125L119 127H117ZM153 125V126H152ZM6 126L9 130H6ZM72 126V127H71ZM82 126V127H81ZM90 126V127H88ZM109 126V128H108ZM138 126V127H137ZM182 126V128H180ZM44 127V128H43ZM105 127V129H104ZM111 127V128H110ZM123 129H121V128ZM157 127V128H156ZM174 127V128H173ZM5 128V129H3ZM52 128V129H51ZM138 128V129H137ZM76 129V130H75ZM97 129V130H96ZM100 129V130H99ZM103 129V130H101ZM145 129V128H144ZM169 129V131H168ZM183 129V130H182ZM185 129V130H184ZM5 130V131H4ZM32 130V131H31ZM60 130H63V131H60ZM74 130V131H73ZM142 130V128H141ZM178 130V131H177ZM16 131V132H15ZM60 131V132H58ZM70 132V135L73 136L72 137V140H74V142L72 143L71 140H70V144H73V147L75 146L77 149H73V147H71L73 149V152H77L78 151H81L82 148H84L82 151H84L85 153H87V155H90L88 156V159L89 162H84L82 160L78 161V162H73V163H70L68 165V167H65V170L64 168L63 169H56L57 171H55V169L53 171H50L52 170V166H53V163H50L51 164V168L52 169H47L46 168V171H45V168H40L39 165L37 164V166L39 168L36 167L35 164V167H33V170L30 168L31 167V163L34 161V159H37V158H40V159H45L43 160L42 162L44 163L45 161V164L47 165L48 163L46 162H51V156H53V152H51V147H50V144H52V141L51 137H53L52 135H64L66 136L67 133ZM99 131V132H98ZM125 131H124V134H125ZM167 131V132H166ZM177 131V132H176ZM181 131V132H180ZM183 131V132H182ZM15 132V133H14ZM18 132V134H17ZM29 134V136L26 134ZM73 132V133H72ZM76 132V133H75ZM98 132V133H97ZM111 132V133H110ZM175 132V133H174ZM53 133V134H52ZM58 133V134H57ZM61 133V134H59ZM66 133V134H64ZM72 133V134H71ZM17 134V136H16ZM31 134V135H30ZM173 134V135H172ZM176 134L177 137L175 136ZM182 135L181 137H178L180 135ZM184 134V136H183ZM69 135V134H68ZM67 135V136H68ZM114 135V136H113ZM169 135V136H168ZM3 136V137H2ZM16 136V141L14 142V139ZM27 136V137H26ZM71 136H68V137H71ZM89 136V137H87ZM113 136V137H112ZM163 136V137H162ZM165 136V137H164ZM167 136V137H166ZM171 136V137H170ZM5 137V138H4ZM75 137V138H74ZM100 137V138H98ZM117 137V138H118ZM159 137V138H158ZM162 137V138H161ZM27 138L29 139L28 141H32L34 140L35 144H33L32 146H29L28 148H26L24 150V153L21 152V153H17L15 155L14 151L12 150L13 149V146L16 145V144H23V143H26L25 141L27 140ZM50 138V141L49 139ZM98 138V139H97ZM154 138V139H153ZM165 138V139H164ZM169 138V139H167ZM175 138V139H174ZM32 139V140H31ZM79 139V140H78ZM85 139V140H84ZM89 139V140H88ZM151 139V140H150ZM163 139V140H162ZM13 140V141H12ZM47 140V141H46ZM76 140V142H75ZM87 140V141H86ZM162 143H160L161 141ZM177 140V141H176ZM183 140L184 141V144L187 146L185 147V145L183 144V142L181 141ZM93 141V142H92ZM172 141V142H171ZM11 142L13 144H11ZM47 142H50V143H47ZM84 142V143H83ZM118 144H117V143ZM178 142L180 144V142L182 143L181 145L182 146H179L177 148H174L176 145H174L173 147V144ZM8 143V144H7ZM29 143V142H28ZM104 146L106 148V150L108 149H111V154L110 156L107 158V159H104V160H100L98 161V159L96 158H100V156H98L99 154V151H100V148H102V146L98 149L97 146ZM114 143V145H113ZM116 143V144H115ZM151 143L153 144L151 146ZM157 143V144H156ZM165 143V144H164ZM4 144V145H3ZM11 144V145H9ZM98 144V145H97ZM146 144V145H145ZM169 144V145H168ZM3 145V146H2ZM78 145V146H77ZM112 145V146H111ZM145 145V146H144ZM162 145V146H161ZM8 146V148H6ZM11 146V147H10ZM42 146V147H41ZM52 146V145H51ZM83 146V147H82ZM92 146V147H91ZM143 146V149L141 148ZM151 147L149 149L146 150L147 147ZM169 146L171 147L169 149ZM74 147V148H75ZM119 147H120V150L122 149L123 151L121 152H116V150H119ZM155 148V149H158ZM235 147V146H234ZM233 146L231 147L230 150H232L234 148ZM70 148V149H71ZM138 148V149H137ZM153 148V149H154ZM185 148V149H184ZM50 149V150H49ZM113 149V150H112ZM137 149V150H136ZM180 149V150H179ZM28 150V151H27ZM44 150V151H43ZM75 150V151H74ZM130 150V152H129ZM149 150V151H148ZM160 150V149H159ZM165 150V149H164ZM237 150H240V148L236 147L235 149H233V151H237ZM25 151H27V153H25ZM81 151V152H82ZM86 151H89V152H86ZM109 151V150H108ZM139 151V152H138ZM163 151V150H162ZM175 151V152H174ZM176 151H179V152H176ZM261 151V152H260ZM263 151V152H262ZM39 152V153H38ZM68 152H71V150H69ZM95 152V153H94ZM101 154L103 153V150L100 151ZM114 152V154L112 153ZM184 152V153H183ZM3 153V154H1ZM121 153V154H119ZM133 153H136V154H133ZM173 153V154H172ZM189 153H191L190 155H188ZM14 154V156H12ZM51 154V155H50ZM99 154V155H101ZM125 154V155H123ZM128 154V155H127ZM133 154V156H132ZM150 154V153H149ZM181 154V155H180ZM45 155V156H44ZM84 155V153L82 154ZM81 155V156H82ZM98 156V157H94V156ZM103 155V154H102ZM101 155V156H102ZM115 155V156H114ZM142 155V156H141ZM146 157H145V156ZM253 155H256V156H253ZM122 156V157H120ZM141 156V158H140ZM150 156V155H149ZM173 156V157H172ZM185 156V157H184ZM253 156V157H251ZM263 156L264 158V149L261 148V149H258V151L256 153H252V155H250L246 162L244 164H241V167L238 165L237 167H231V168H224L221 170V175L223 174V171L225 170L226 172L221 176V178L225 177L227 174L229 176V172H231V174H236L238 175L239 172L244 168H250V167H255L256 166H259V160L263 159L261 158ZM14 157V158H13ZM95 159V160H92L90 161L92 158ZM126 157H127V160H126ZM130 157V158H129ZM143 157V158H142ZM184 157V159H183ZM26 160H25V159ZM31 158V159H30ZM51 158V159H50ZM134 158V159H133ZM147 158V159H146ZM259 158V159H258ZM40 159L36 160L35 162L39 161ZM109 159H110V162H109ZM131 159V160H130ZM172 159V161H171ZM33 160V161H32ZM114 160V161H113ZM136 162L134 163L133 161ZM145 160V162H144ZM167 160V159H166ZM252 160V161H251ZM264 160V159H263ZM262 160V161H263ZM24 161H29L30 163L26 162L27 164H25V168L24 166L22 168H20L22 165L19 166V164ZM32 161V162H31ZM41 161V160H40ZM39 161V162H40ZM53 161V159H52ZM251 163H250V162ZM34 162V163H35ZM84 162V164H87V165H82ZM91 162H94L93 164ZM98 162H101V163H98ZM120 162V163H119ZM133 162V163H132ZM173 162V163H172ZM177 162V164H176ZM116 163V164H115ZM143 163V164H142ZM182 163V164H181ZM246 163L247 166H246ZM253 163V164H252ZM264 163V162H263ZM49 164V165H50ZM104 164V165H103ZM134 164V165H133ZM142 164V165H140ZM146 164V165H145ZM250 164V165H249ZM258 164V165H256ZM28 165V167H27ZM30 165V166H29ZM32 165V166H33ZM55 165V163H54ZM75 165V166H74ZM77 165V166H76ZM114 165V166H113ZM133 165V166H132ZM176 165V166H175ZM243 165V166H242ZM79 166V167H78ZM88 166V167H87ZM92 166V167H90ZM99 166V167H98ZM144 166V167H143ZM246 166V167H244ZM146 167H148L147 169H145ZM178 167V168H177ZM244 167V168H243ZM31 171H29V169ZM36 168V169H35ZM72 168V169H71ZM77 168V169H76ZM85 168V169H84ZM114 168V169H113ZM122 170H121V169ZM236 168V169H234ZM21 169V170H20ZM25 169V170H24ZM67 169V170H66ZM132 169V170H131ZM145 169V170H144ZM228 169V171H227ZM231 169V170H230ZM4 170V171H3ZM44 170V171H43ZM63 170V171H62ZM81 170V171H80ZM117 170V171H116ZM119 170V171H118ZM144 170V171H143ZM43 171V172H42ZM84 171V172H83ZM128 171H131V172H128ZM245 171V170H244ZM248 171V170H246ZM19 172V173H18ZM29 172V174H28ZM49 172V173H47ZM75 172V173H74ZM89 172V173H88ZM143 172V173H142ZM21 173V174H20ZM36 173V174H35ZM60 173V174H58ZM65 173V174H64ZM139 173V174H138ZM242 173V172H241ZM25 174V175H23ZM28 176H27V175ZM61 174H63L61 176ZM81 174V175H80ZM86 174V175H85ZM118 174L120 176H118ZM130 174V175H128ZM230 174V175H231ZM23 175V176H22ZM57 175V177L55 176ZM90 175V176H89ZM145 175V176H144ZM225 175V176H224ZM7 176V177H6ZM12 176V177H11ZM17 176V177H16ZM23 178H22V177ZM50 176V177H49ZM118 176V177H117ZM125 177L124 179L122 177ZM137 176V177H136ZM239 176H241V174H239ZM18 177L20 178L19 180ZM49 180V178H51ZM61 177V178H60ZM74 177V178H73ZM100 177V178H99ZM110 177V178H109ZM117 177V178H116ZM227 177V176H226ZM225 177V178H226ZM22 178V179H21ZM48 178V179H47ZM71 178V179H70ZM112 178V179H111ZM207 178V179H206ZM214 178V177H213ZM213 178L211 179V177H208V176H198V177H194L193 179L190 180V182L188 181V185H190L191 190L193 189H199V188H209V186H212L213 183L215 182H212L213 181ZM222 178V179H223ZM13 179V180H12ZM27 179V180H26ZM65 179V180H64ZM96 180V185L94 187H92L91 189L89 190H93V193L91 192H85V191H89L88 188H86L88 185H89V180ZM111 179V180H110ZM122 179V180H121ZM136 179V180H135ZM147 179V180H146ZM11 182H10V181ZM88 180V181H86ZM91 180H90V183H91ZM214 180H216V178H214ZM25 181V182H24ZM27 181V182H26ZM32 181V182H31ZM49 181V182H47ZM64 181V182H62ZM73 181V182H71ZM85 181V182H84ZM133 181V182H132ZM203 181V182H201ZM6 182V183H5ZM10 182V183H9ZM45 182V183H44ZM63 184H62V183ZM70 182L73 184L71 185ZM83 182V183H82ZM122 182V183H121ZM143 182V184H142ZM145 182V184H144ZM150 182V181H149ZM19 183V184H18ZM30 183V184H29ZM68 183V184H67ZM85 183H86V186H85ZM88 183V184H87ZM95 183V181L93 182ZM132 183V184H131ZM148 183V184H147ZM211 183V184H209ZM9 184H12V185H9ZM16 184V185H15ZM21 184V185H20ZM34 184V185H33ZM47 184V185H46ZM80 184H82L80 186ZM92 184V183H91ZM124 184V185H123ZM128 184H131V185H128ZM135 184V185H134ZM175 184V185H174ZM180 184V183H179ZM179 184H176V183H171L172 186H170V188L168 189L169 186H165L164 188L162 187H156L155 190V193H152L151 195L153 196V198H157V196L160 198H162L165 193L166 195H169L167 193V191H170L171 187L172 188H175L176 186L179 187ZM50 185V186H49ZM63 185V186H62ZM67 185V186H65ZM71 185V187H69ZM77 185V186H76ZM83 185L85 186V188L83 189ZM128 185V187H126ZM139 185V186H138ZM31 186V187H30ZM34 186V187H33ZM96 186H99V187H96ZM78 187V188H76ZM80 187V188H79ZM81 187H82V190H81ZM101 187V188H100ZM136 189H133L135 188ZM167 187V189H166ZM21 188V189H20ZM96 188V189H95ZM99 188V190L97 191V189ZM125 188V189H123ZM128 188V189H127ZM162 188V190H160ZM8 189V190H7ZM59 189V190H58ZM80 189V190H78ZM96 191H95V190ZM122 189V190H120ZM159 189V190H158ZM78 190V191H76ZM119 190V191H118ZM126 190V191H125ZM130 192V194L127 193L126 194H122L124 191L125 192ZM144 191V192H143ZM31 192V193H30ZM62 192V193H61ZM66 192V194H65ZM74 192V193H73ZM85 192V193H84ZM121 192V193H120ZM124 192V193H125ZM148 192V191H147ZM160 192V194H159ZM52 193V194H51ZM61 193V194H60ZM73 193V194H72ZM101 195L99 197L98 194ZM108 193V194H107ZM37 194V195H36ZM51 194V195H50ZM60 194V195H59ZM69 194V195H68ZM84 194H88L87 195H84ZM95 194V196L93 197V195ZM155 194V195H154ZM164 194V195H163ZM36 195V196H35ZM45 195H48L45 197ZM61 196V199L62 200L64 198H66L65 201H69L70 199H73V201L69 202L68 204L65 203V205L63 206L62 208V205L63 204H56L55 206H53L52 210V217H50L51 215H49L51 213V211L48 209L47 205L48 204H45L46 202V198H48L49 196ZM68 195V196H67ZM98 195V196H97ZM121 195H123L121 197ZM132 195V196H131ZM165 195V197H167ZM44 196V197H42ZM84 198H83V197ZM108 196V198H107ZM117 196V197H116ZM119 196V197H118ZM126 196V197H124ZM127 196H130V197H127ZM156 196V197H154ZM36 197V199H34ZM79 197V198H78ZM83 199H82V198ZM89 197H92L95 198V201L96 202H93L92 203V206H91V203H86L87 200L85 201V199H90ZM115 197V198H114ZM60 198V197H59ZM69 200H68V199ZM75 198V199H74ZM77 198V199H76ZM112 198H114L112 200ZM79 199V200H78ZM98 199H103V200H98ZM109 199V200H108ZM111 199V200H110ZM33 202H32V201ZM39 201V203L35 202V201ZM42 202H41V201ZM60 200L58 202H60ZM122 200V202H121ZM12 201V202H11ZM19 201V202H18ZM29 201V202H28ZM63 201V200H62ZM61 201V202H62ZM63 201V202H65ZM84 201L86 204H84ZM112 201H115V202H112ZM18 202V203H17ZM32 204H37V206L35 205H32L30 206L31 203ZM60 202V203H61ZM62 202V203H63ZM78 203V204H75ZM103 202H107V204L103 203ZM112 205L113 204H116L117 202V205L118 207H116L115 209L117 210H107L105 211L106 209H108V207L111 205H109L108 207H106L109 203ZM121 202V203H120ZM128 202V203H129ZM12 203V204H11ZM28 203L30 205H28ZM73 203V205H72ZM102 203V204H101ZM14 204V205H13ZM20 204V205H19ZM43 204V205H42ZM75 204V205H74ZM96 204H99L98 207H101L102 209L100 210V208L98 207H95L97 206ZM104 204V206H103ZM91 207H89V206ZM124 205V206H123ZM121 206V207H119ZM123 206V207H122ZM8 207V208H7ZM29 207H32V208H29ZM58 207V208H56ZM80 207V208H79ZM84 210H83V208ZM109 207V208H110ZM21 208V209H20ZM47 208V209H46ZM79 208V209H78ZM86 208V209H85ZM89 208V209H88ZM119 208V209H118ZM121 208V209H120ZM56 209V210H55ZM59 209V210H58ZM77 209V210H76ZM97 209V210H96ZM105 209V210H104ZM19 210V211H17ZM30 210V211H29ZM49 210V211H48ZM58 210V211H57ZM74 210V211H73ZM82 210V211H81ZM26 211V212H25ZM38 211V212H37ZM48 213H47V212ZM95 212V213H92V212ZM114 211V212H113ZM24 212V213H23ZM33 212V213H32ZM45 212V213H44ZM50 212V213H49ZM121 212V213H120ZM208 212V213H207ZM92 213V214H91ZM111 213H113L112 215H110ZM115 213H118V214H115ZM205 213V214H204ZM25 214V215H24ZM55 214V215H54ZM82 214V215H81ZM107 214V215H106ZM49 215V216H48ZM68 215V216H67ZM93 215V216H92ZM104 215V216H103ZM47 219V221H50L51 223H56L58 222V220H62L63 221H70L71 219L72 220H75V219H79V218H82L81 220L84 221H87L85 223H83V226L87 227V228H84L83 226H81L83 228V231L80 230L81 227H80V233L81 234H84V233H87L86 236L85 234L82 235L83 237L82 238H85L87 241L83 240L84 242H86L87 244H85L86 246H79L81 244L79 243H82V242H74V241H70V242H67V243H64L66 245H64L63 243L61 244H57V248L56 246L54 248H50V250L48 251V249H46L47 247H45L46 245L44 244L45 242H48L50 238H48V236L52 233H50V231H48V234H39V235H36L34 234V231L31 232L33 235L32 238H30L29 241H26V242H23V243H19L18 245H14L15 248H12L11 246L13 245H9L5 242L3 236L4 235H7L5 237H13L12 235L13 234H17L18 232V229H19V225L20 223L22 224H26V223H31V221H34V220H37L39 221H42V220H45V218ZM48 216V218H47ZM59 218H58V217ZM67 216V217H66ZM94 216H97L99 218L98 222H95L94 224H92L90 222V224L88 223V219H93ZM103 216V217H102ZM109 216H113L112 217H109ZM166 215L162 216V218H165ZM213 216V217H211ZM22 217V218H21ZM43 217V219H42ZM78 217V218H76ZM96 217V218H97ZM107 217V218H106ZM124 217V218H123ZM126 217H129L130 219L126 218ZM169 218V216H167ZM208 217V218H207ZM228 217V218H227ZM13 218V219H12ZM26 218V219H25ZM39 218V219H38ZM101 218V219H100ZM160 218V217H159ZM172 218V217H171ZM174 218V217H173ZM178 218H182V217H178ZM223 218V219H222ZM227 218V219H226ZM23 219V220H22ZM69 219V220H68ZM87 219V220H86ZM9 220V221H8ZM80 220V219H79ZM107 220V222H106ZM129 220V221H127ZM133 220V221H132ZM216 220V221H215ZM223 220H226L227 223H225L226 221H223ZM2 221H4L5 223H3ZM12 221V222H11ZM16 221V222H14ZM26 221V222H25ZM90 221V220H89ZM113 221V222H112ZM123 221V222H122ZM195 221V223H194ZM231 221V222H230ZM7 222V223H6ZM178 222V223H176ZM190 222H192L191 224H189ZM215 222V223H214ZM87 223H88V226H87ZM101 223V224H100ZM104 223V224H103ZM85 224V225H84ZM92 224V226H91ZM109 224V225H108ZM129 224V225H128ZM174 224V225H173ZM178 224V225H177ZM90 225V226H89ZM107 227H106V226ZM113 225V226H112ZM153 225V226H152ZM183 225H188V226H183ZM191 225V226H190ZM205 225V226H204ZM223 225V226H222ZM226 225V227L224 228V226ZM230 225V226H229ZM158 226V227H156ZM165 226V227H164ZM214 226V227H213ZM222 226V227H221ZM228 226V227H227ZM7 227V228H6ZM99 227V228H98ZM113 228L114 231L117 227V229H119L120 233H117L119 231L116 230V232L113 233V229L110 230V228ZM210 227V228H209ZM15 228V229H14ZM90 228V229H89ZM109 228V229H108ZM178 228V229H177ZM203 228V229H201ZM204 228H207L205 231H204ZM209 228V230H208ZM261 228V229H260ZM96 229V230H95ZM128 229L130 231H128ZM190 229V230H189ZM200 229V230H199ZM210 229H213L211 230V238H206V233L204 234V232H209ZM216 229V230H214ZM259 229V230H258ZM110 230V231H109ZM175 230V232H174ZM196 231L193 233V231ZM227 230V231H226ZM90 231V233H89ZM94 231V232H93ZM112 231V232H111ZM191 231V232H190ZM199 231V232H198ZM201 231V233H200ZM214 234H212L213 232ZM111 232V233H110ZM178 232V233H177ZM207 232V233H208ZM219 232V233H218ZM5 233V234H4ZM46 233V232H45ZM79 233V234H80ZM104 233V234H103ZM116 233H117V236H116ZM123 233V234H122ZM188 233V234H187ZM196 233V235H195ZM210 233V232H209ZM208 233V234H209ZM4 234V235H3ZM80 234V235H81ZM97 234V235H96ZM115 234V235H114ZM190 234V235H189ZM192 234L194 235L193 237L195 238L197 236V234H199V236H197V238H191L192 237ZM201 234V235H200ZM216 234V235H215ZM3 235V236H2ZM14 235V236H15ZM30 235V237H31ZM90 235V237H89ZM110 235V236H109ZM122 235V236H121ZM187 235H189L187 237ZM213 235V237H212ZM35 236V238H34ZM43 236V237H42ZM85 236V237H84ZM217 236V237H216ZM39 237V238H38ZM45 237H47L45 239ZM50 237V236H49ZM156 237V238H155ZM187 237V238H186ZM37 238V239H36ZM234 238V239H233ZM36 239V240H35ZM91 239V240H90ZM193 239V240H191ZM1 240H4L3 242H1ZM38 240V241H37ZM105 240V241H104ZM174 240V241H173ZM196 240L198 242V246L200 249H198L197 251V243L195 241V244H196V247L195 249L194 246L193 248L191 247L190 249H192L191 251H193V253H190V249L188 251L186 250H183L180 252H177L175 250H172V249H169V245L171 244V242H176V241H180V242H184V243H190L188 241H193ZM35 241V242H34ZM112 241V242H111ZM123 241V242H122ZM126 241V242H125ZM187 241V242H186ZM228 241V242H226ZM28 242V243H27ZM32 242V243H31ZM38 242V243H37ZM74 242V244H73ZM89 242V243H88ZM192 242V245H195L193 244ZM201 242V243H200ZM221 242H225V244L229 243L231 244L230 247L228 249H223L221 250V247L218 249L219 245L223 244ZM236 242V243H235ZM9 243V242H8ZM34 243V244H33ZM219 243V244H218ZM235 243V244H233ZM200 244V245H199ZM218 244V245H217ZM4 245V246H2ZM9 245V246H8ZM45 245V246H44ZM110 245V246H109ZM112 245V246H111ZM117 245V246H116ZM146 245V246H145ZM204 245V248H202V246ZM209 245V246H208ZM215 247H214V246ZM13 246V247H14ZM78 246V247H77ZM97 246V247H96ZM125 246V247H124ZM210 247L208 250L207 248ZM20 247V248H19ZM30 247V248H29ZM44 247V248H42ZM71 247V248H70ZM84 247V249H83ZM109 247V248H108ZM121 247V248H120ZM143 247V248H141ZM168 250H167V248ZM206 247V248H205ZM214 247V248H212ZM258 247V246H257ZM255 248L253 250V253L250 254L252 251H248L249 255L246 254V258H248L247 260L245 259V263L243 262L242 264H262V261H261V257H263L264 255V248L262 247H258V248ZM164 248V249H163ZM212 248V249H211ZM216 248V249H215ZM262 248V249H261ZM15 249L17 251H15ZM35 249V250H34ZM43 249V250H42ZM46 249V251H45ZM74 249V250H73ZM118 249V250H117ZM133 249V250H132ZM138 249V250H137ZM202 249V250H201ZM204 249V250H203ZM206 249V250H205ZM26 252H25V251ZM91 250V251H90ZM104 250V251H103ZM112 250V252H111ZM126 250V251H125ZM211 250V251H210ZM219 250V251H218ZM24 251V252H23ZM31 251V252H30ZM48 251V253H47ZM88 251V252H87ZM170 251V252H169ZM175 251V252H174ZM186 253L189 252V253ZM195 251V252H194ZM204 251V252H202ZM3 252V254H2ZM30 252V253H28ZM41 252V253H40ZM42 252H45L46 254H43ZM53 252V253H52ZM167 252V253H166ZM221 252V253H220ZM230 252V253H229ZM6 253V255H5ZM107 253V254H105ZM178 253V254H177ZM180 253V254H179ZM184 253V254H183ZM18 254H25V256H27V260L25 261V263H23V261L20 259V256L21 255H18ZM127 254V255H126ZM92 255V256H91ZM160 255V256H159ZM179 255V256H178ZM184 255V256H183ZM248 255V256H247ZM260 255V256H259ZM143 256V257H142ZM18 257V258H17ZM61 257V258H60ZM156 257V258H155ZM185 257V258H184ZM196 257V258H195ZM203 257V258H202ZM233 259H232V258ZM96 258V259H95ZM119 258V259H118ZM20 259V260H19ZM88 259V260H87ZM101 259V260H100ZM105 259V260H104ZM123 259V260H122ZM146 262H145V260ZM174 259V260H173ZM188 259V260H187ZM236 259V258H235ZM257 259V260H256ZM120 260V261H119ZM135 260V261H133ZM232 260V261H231ZM260 260V261H259ZM263 260V259H262ZM12 261V262H11ZM51 261V260H50ZM84 261V262H83ZM114 261V263H113ZM143 261V262H142ZM212 261V262H211ZM244 261V260H243ZM184 262V263H183ZM264 264V263H263Z\"/></svg>",
	"mask_w": 264,
	"mask_h": 264
}]
</instances>
